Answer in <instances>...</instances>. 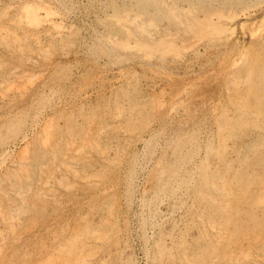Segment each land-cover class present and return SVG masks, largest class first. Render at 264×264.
Returning a JSON list of instances; mask_svg holds the SVG:
<instances>
[{
  "label": "rangeland",
  "instance_id": "rangeland-1",
  "mask_svg": "<svg viewBox=\"0 0 264 264\" xmlns=\"http://www.w3.org/2000/svg\"><path fill=\"white\" fill-rule=\"evenodd\" d=\"M44 263L264 264V0H0V264Z\"/></svg>",
  "mask_w": 264,
  "mask_h": 264
},
{
  "label": "bare ground",
  "instance_id": "bare-ground-1",
  "mask_svg": "<svg viewBox=\"0 0 264 264\" xmlns=\"http://www.w3.org/2000/svg\"><path fill=\"white\" fill-rule=\"evenodd\" d=\"M45 142H46V141H45ZM231 165H232V164H231ZM232 169H233V168H232ZM226 170H227V169H226ZM40 196H41V195H40ZM245 211H246V210H245ZM235 215H236V214H235ZM226 218H227V217H226ZM238 219H239V218H238ZM231 234H232V233H231ZM245 235H246V234H245ZM75 240H76V239H75ZM75 240H74V241H75ZM60 246H61V245H60ZM58 257H59V256H58ZM55 258H56V257H55ZM60 259H61V258H60ZM44 264H45V263H44Z\"/></svg>",
  "mask_w": 264,
  "mask_h": 264
}]
</instances>
